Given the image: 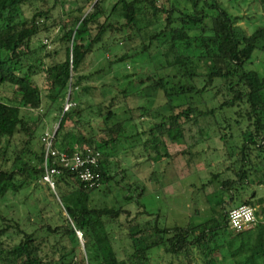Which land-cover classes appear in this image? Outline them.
Returning a JSON list of instances; mask_svg holds the SVG:
<instances>
[{
  "label": "trees",
  "instance_id": "1",
  "mask_svg": "<svg viewBox=\"0 0 264 264\" xmlns=\"http://www.w3.org/2000/svg\"><path fill=\"white\" fill-rule=\"evenodd\" d=\"M105 1L75 0L76 6L65 12L63 0H52L50 6L49 0H0V87L7 91L0 99V197L20 195L29 186L37 189L43 184L50 197L60 201L62 216V223L54 227L46 223L29 231L0 210V264H150L153 251L160 248L181 264H193L194 251L206 264H224L221 249L231 248L245 232L229 227L230 210L242 204L256 210L262 204L255 186L264 187V74L246 64L257 49L264 52V26L249 32L219 0H118L109 12ZM42 32L51 47L43 41L39 49L44 53L39 54L32 44ZM138 38L139 46L132 53L109 61L115 75L112 86L119 92L108 105L101 102L100 133L87 132L82 101L64 108L72 93L95 88L92 77L99 71L88 72L86 59L100 50L109 51L107 40L118 45ZM143 57L153 63L149 73L118 74L127 70V62ZM149 91L162 94L163 102L150 99ZM209 91L212 98L221 94L223 101L208 106ZM136 96L146 97L147 104L131 106L128 100ZM43 106L45 116L52 111L59 115L57 151L101 153L99 185H85L77 171L65 168L52 155L48 164L57 169L55 187L43 180L44 145L36 134L37 125L24 113ZM121 108L122 118L117 112ZM205 116L216 119L224 140L229 135L223 130L230 128L231 120L248 121L244 141L236 146L237 159L229 166L223 160L218 170L205 176L204 190L219 182L209 218L163 226L160 216L141 204L143 190L133 194L131 183L123 185L128 192L125 205L91 203L92 192L102 186L111 189L114 181L121 180L112 171L114 163L120 165L113 156L142 148L151 165L171 164L188 152L189 125ZM232 156L233 152L229 159ZM256 224L253 254L247 257L252 264H259L257 256L264 257V223ZM122 225L129 228L132 241L125 257L115 245L119 239L115 227ZM244 245L229 251L237 256Z\"/></svg>",
  "mask_w": 264,
  "mask_h": 264
},
{
  "label": "rangeland",
  "instance_id": "2",
  "mask_svg": "<svg viewBox=\"0 0 264 264\" xmlns=\"http://www.w3.org/2000/svg\"><path fill=\"white\" fill-rule=\"evenodd\" d=\"M118 0H106L104 7L109 12ZM224 8H226L233 15L239 17V24L245 27L251 32L257 25L264 26V0H219ZM63 9L65 12L70 7L76 6L75 0H63ZM52 0H49L48 6H50ZM47 35L42 32L39 36L33 40V47H38V53L43 54V49L40 50V44H44ZM107 45H110L109 51L104 53L102 50L93 53L85 61L84 68L89 71H99L97 76L92 77L91 85L95 88L90 89L87 93L77 94L72 93L67 97V101L75 103L82 101L84 105L83 122H85V130L87 132L100 133L101 118L98 116V111L101 108V102H105L108 105L110 99L118 94L119 89L112 86L115 83V75L109 68V61L121 56L125 53H132L133 49L139 46L140 39H133L127 43H120L118 45L112 44L107 40ZM57 47V44H55ZM53 48V45H52ZM49 48H47L48 50ZM150 58L143 57L136 59L133 62H127V70H121L118 74L120 76L123 73L136 72L137 74H147L153 69V63H149ZM155 64H157L154 61ZM117 68V67H116ZM246 68L258 71L260 74H264V52L257 49L252 60L246 64ZM42 83V82H41ZM198 84L202 85L201 79L198 80ZM109 85V86H107ZM44 89V86L42 87ZM7 91L0 87V99L5 97ZM150 99L159 98L158 103L163 102V95L149 91ZM157 96H156V95ZM156 96V97H154ZM213 91H209L205 94V98L208 106L218 105L223 101V96L220 94L216 98H212ZM146 97H131L128 103L131 106L137 104H147ZM123 103L116 106V108L122 106ZM64 107V108H65ZM66 109V108H65ZM160 111L167 112L164 109ZM45 107L39 111L24 109V113L37 125V136L42 137L45 132H55L59 126V115L57 111H52L47 116L43 113ZM119 117H124V108L117 110ZM230 114L231 112L228 111ZM230 128L232 133L229 134L231 129L228 127L223 131L227 132L229 138L224 140L221 137L219 131V124L212 116L201 117L198 120V124L189 125L187 132V145L188 152L186 155H181L174 160H170L171 164L165 163V161L156 162L155 165H151L142 148H138L135 152L120 153L118 156L112 158L119 162V167L114 163L112 171L119 173L115 177L121 179L118 183L113 182L112 188L108 189L104 186L100 190H96L91 193L90 200L95 206H120L126 204L125 195L126 192L123 189V185L130 184L133 186L131 192L137 195V192L143 190V194L140 197L141 204L145 205L149 211L157 213L160 218V224L184 225L187 222H202L209 218L212 213L210 206L214 199V186H218L219 182L209 184L205 190L202 188L204 183H207L205 176L208 172L216 169L218 166H222L223 160L227 165L231 164V161L237 159L235 152L238 150L236 146H241L244 139L242 133L248 127V121L242 120L241 123H237L231 120ZM227 126V125H226ZM138 141V139H137ZM184 146V143L181 144ZM232 149V150H231ZM233 152L232 158L229 159V155ZM228 153V154H227ZM235 155V156H234ZM259 159H255V162ZM157 161L155 159L153 162ZM114 162V161H113ZM215 165V166H214ZM261 166V165H260ZM221 168V167H220ZM125 169V170H124ZM124 175L123 177H121ZM258 190V195L262 199L261 206H256L257 222L264 220V213L262 212V206L264 207V187L255 186ZM208 191V193H207ZM47 190L46 186L42 184L39 188L35 189L33 186L21 191L20 195H13L9 193L6 197H0V210L4 215L13 217L16 219L23 229H33L34 227H45L46 223L52 225H58L62 223L61 216V203L60 201H54ZM207 193V194H206ZM130 194V193H129ZM211 194V195H210ZM131 195V194H130ZM133 211L136 212L137 206L131 204ZM148 216V215H147ZM120 221L125 222L124 217ZM264 222V221H263ZM126 225V224H125ZM257 225V224H256ZM135 230V229H134ZM253 232L244 236L238 237L234 245L231 248L223 247L221 251L224 254V264H252L251 260H247V257L252 256L251 245L255 242V236L258 234L256 226L252 229ZM115 232L118 234L116 248L120 257H125L132 249V241L128 237L129 228L122 225V228L115 227ZM80 237V235H79ZM80 240L82 241L83 239ZM84 241H82V248H84ZM244 245V250L238 252L237 256H233L231 251L236 250L241 244ZM193 264H206L199 252L194 251ZM256 254H254V257ZM257 262L262 264L264 257L257 256ZM150 264H181L176 258L168 255L162 248L156 249L152 253Z\"/></svg>",
  "mask_w": 264,
  "mask_h": 264
},
{
  "label": "built area",
  "instance_id": "3",
  "mask_svg": "<svg viewBox=\"0 0 264 264\" xmlns=\"http://www.w3.org/2000/svg\"><path fill=\"white\" fill-rule=\"evenodd\" d=\"M45 43L48 47H51L49 41L46 39ZM73 103L67 101L66 109L69 108ZM55 132H45L41 141L44 145L45 153V173L43 180L48 183L52 188L55 187L53 175L57 172L55 167H50L48 164L50 156H58L61 164L65 168L77 171L79 179L89 187H95L100 184V172L98 168L100 166L101 153L90 152L81 154L75 152L69 154L65 151L59 152L54 147ZM257 223L256 210L251 205L242 204L235 208H232L228 216V225L231 229L241 232L252 228ZM82 238V234L78 232Z\"/></svg>",
  "mask_w": 264,
  "mask_h": 264
},
{
  "label": "crops",
  "instance_id": "4",
  "mask_svg": "<svg viewBox=\"0 0 264 264\" xmlns=\"http://www.w3.org/2000/svg\"><path fill=\"white\" fill-rule=\"evenodd\" d=\"M259 196H260V195H259ZM263 221H264V220H263ZM263 221H262V222H263ZM263 223H264V222H263ZM254 226H256V225H254ZM254 226H253L252 228L248 229L247 231H245V232H244V236H246V235L250 234L251 232H253L252 229L254 228Z\"/></svg>",
  "mask_w": 264,
  "mask_h": 264
},
{
  "label": "water",
  "instance_id": "5",
  "mask_svg": "<svg viewBox=\"0 0 264 264\" xmlns=\"http://www.w3.org/2000/svg\"><path fill=\"white\" fill-rule=\"evenodd\" d=\"M82 239V238H81Z\"/></svg>",
  "mask_w": 264,
  "mask_h": 264
}]
</instances>
